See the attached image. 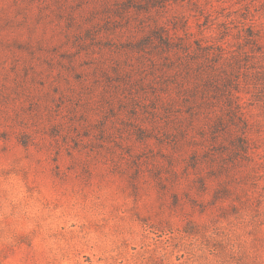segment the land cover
Returning a JSON list of instances; mask_svg holds the SVG:
<instances>
[{
    "label": "rangeland",
    "instance_id": "rangeland-1",
    "mask_svg": "<svg viewBox=\"0 0 264 264\" xmlns=\"http://www.w3.org/2000/svg\"><path fill=\"white\" fill-rule=\"evenodd\" d=\"M0 264H264V0H0Z\"/></svg>",
    "mask_w": 264,
    "mask_h": 264
}]
</instances>
